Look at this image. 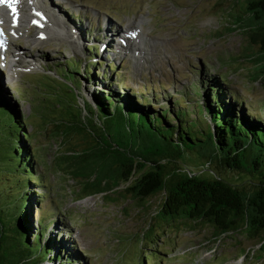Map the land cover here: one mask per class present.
Here are the masks:
<instances>
[{"label":"rangeland","instance_id":"374dc122","mask_svg":"<svg viewBox=\"0 0 264 264\" xmlns=\"http://www.w3.org/2000/svg\"><path fill=\"white\" fill-rule=\"evenodd\" d=\"M33 2L38 3L35 13L50 24L54 34L47 39L38 38L23 5L21 9L26 20L21 26L22 33L9 32L13 51L18 50L11 56L14 69L10 57L5 66L0 59V100L18 109L26 120L29 154L39 161L35 174L27 178L23 171L18 172L16 177L12 176L13 183L27 184L29 192L38 188V193H46L45 187L36 185L37 175L43 170L54 185L52 192L41 201L29 202L33 206V229L37 231L41 225L54 222L46 230L43 240L56 239V253L60 252L63 259L73 257L76 264H264V254L255 251L258 245L247 239L241 240L237 234L218 239L212 237L204 223H196L194 230L179 222L160 223L157 219L159 199H131L132 195L124 190L127 182L113 185L104 193L85 195L82 181L72 178L71 165L62 158L67 151L87 147L91 143L90 136L78 131L63 136L57 126L59 116H55V111L50 108L52 104L46 101L49 92L60 88L65 94V110L76 111L68 106L77 100L78 92V106L83 110L82 115L89 117L91 109L86 112L83 109L85 103L95 104L94 93H99L96 89L106 90L109 82H113L111 87L123 96L132 94L134 99L138 96L143 99L160 95L159 101L163 104L166 96L171 103L184 100L189 105L194 98L191 93L193 83L215 73L264 120V74H260L259 69L255 71L256 59H262V56L258 47L248 42L244 30L222 13V6L227 1L30 0L28 3L25 0L24 4L34 8ZM89 26H94V32ZM72 29L78 32V38L60 34L71 33ZM136 30L148 37L147 42L141 41L149 51L147 58L136 47L134 36L139 34L137 31L135 35ZM85 37L93 44L94 51L85 48ZM128 37L133 40L131 44H128ZM105 38L109 52L108 56L102 57V68L107 69V60L113 63L112 71L107 69L112 77L107 80L93 65H90L94 67L92 72H85L88 57L102 49ZM79 39L83 44L80 47ZM243 56H250V59ZM71 62L82 67L81 74L74 73L77 81L70 76L71 71L63 70V65ZM93 74L97 75L94 79ZM3 148L0 142V156L5 153ZM204 160L201 154L191 152L180 162L201 172ZM208 173V170L201 172L204 176ZM7 174L6 177H11ZM244 177L235 179L241 181ZM15 195L19 192L15 191ZM71 208L74 216H63ZM149 227L153 228L152 233ZM28 239L33 238L30 235ZM8 243L5 264H18L25 257V243L21 242L23 252L15 241L8 240ZM243 247L250 251L245 258L241 255Z\"/></svg>","mask_w":264,"mask_h":264},{"label":"trees","instance_id":"16d2710c","mask_svg":"<svg viewBox=\"0 0 264 264\" xmlns=\"http://www.w3.org/2000/svg\"><path fill=\"white\" fill-rule=\"evenodd\" d=\"M226 1L222 13L244 30L249 43L258 47L262 59L254 60L258 64L255 71L259 69L264 74V0ZM88 28L95 30L94 26ZM94 57H88L85 72H92L95 66L102 78L109 79L108 71H112L113 63L106 61L107 71L102 68L103 58L94 60ZM81 68L75 62L63 65V70L71 71L69 74L76 81L78 77L74 73L81 74ZM112 84L109 82L106 90L96 89L99 93H94L95 104L85 103L83 109L86 112L91 109L89 117L82 115L77 91V100L68 106L76 111H66L63 107L62 89L46 96L55 116H59V124L92 134L88 151L65 152L62 158L69 161L72 178L82 181L85 195L107 192L130 179L133 182L124 190L134 200L148 199L167 188V198L159 202L160 223L179 222L190 226V230H194L196 223H204L212 237L221 239L224 235L237 234L241 240L258 245L255 251L264 254V120L258 113H253L245 100L225 86L215 73L193 83L194 98L189 105L184 100L171 103L166 96L163 104L160 95L146 96V101L139 96L134 99L132 94L123 96ZM26 125L18 109L0 100V142L5 152L0 156V264H5L9 253L8 240L15 241L21 252L25 250L21 242L25 243V257L18 264H76L73 257L63 259L60 252L56 253V239L43 240L54 222L41 225L37 231L33 229L32 204L41 201L54 187L47 173L41 170L37 175L36 185L47 191L43 194L38 193V188L29 192L25 183H13L12 176L23 171L30 178L39 165L33 154H29ZM191 152L205 157L203 166L213 163L210 175L190 176L178 170L179 167L166 171L165 165L160 164L165 158L177 164ZM144 161L153 164V170L141 171ZM235 177L244 178L236 181ZM162 178L166 180L162 182ZM17 187L22 190H15ZM15 191L19 192L18 196ZM64 214L74 216L73 209ZM148 229L152 233L153 228ZM249 252L243 247L241 255L245 258Z\"/></svg>","mask_w":264,"mask_h":264},{"label":"water","instance_id":"95a60500","mask_svg":"<svg viewBox=\"0 0 264 264\" xmlns=\"http://www.w3.org/2000/svg\"><path fill=\"white\" fill-rule=\"evenodd\" d=\"M61 35H63V34H61ZM49 36H51V35H49ZM49 36H46V39L49 37ZM64 36V35H63ZM68 37V35H65V37ZM71 36V35H70ZM72 38V37H71ZM73 38H75L74 36H73ZM72 38V39H73ZM78 40V39H77ZM79 42V41H78ZM78 46L80 47V45H79V43H78ZM58 121V120H57ZM57 126L61 129V133H63V136H64V134L65 133H68V132H71V131H76L74 128H72V129H68L67 127H65V125H61V124H57ZM48 127V126H47ZM66 130H67V132H66ZM79 132V131H78ZM81 133H83L86 137H89L90 136V141H91V143L90 144H92V134L90 135H88L87 133H84V132H81ZM89 144V145H90ZM89 145L87 146V147H85V148H82V149H73V150H70L69 152L71 153V152H76V151H80L81 153L82 152H86V151H88L89 150ZM68 152V151H67ZM162 162L160 163L161 165H165V169H166V171H168V169H172V168H178V170H181L182 172H184V173H187L188 175H190V176H196V177H198V175L201 177V178H205L206 176H204V175H202L201 174V172H203L204 170H208L209 171V175H210V173L211 172H213V170H210L211 168V166H210V164L209 163H206L204 166H203V164L201 165L202 167L200 168V169H202L201 170V172L200 171H193V167L192 166H190L189 164H187V163H181L180 161L176 164L174 161H170V160H167L166 158L165 159H163V160H161ZM145 162V164H143L142 166H141V171H151V170H153V164H151L150 162H148V161H144ZM199 169V170H200ZM165 180H166V178H165ZM163 178H162V182L163 181H165ZM129 182H133V179H130L127 183L129 184ZM158 183H159V181H158ZM169 190H167V188H162L161 190H159V191H157V192H155V193H153V195H151L150 197L152 198V199H154V198H157V199H159V202H161L162 200H165L167 197V192H168Z\"/></svg>","mask_w":264,"mask_h":264},{"label":"bare ground","instance_id":"6f19581e","mask_svg":"<svg viewBox=\"0 0 264 264\" xmlns=\"http://www.w3.org/2000/svg\"><path fill=\"white\" fill-rule=\"evenodd\" d=\"M33 4L35 5V6H34V9H36L38 3H37V2H33ZM23 15H24V14H23ZM11 17H12V18H11L12 21H9V22L12 24L13 21H15L16 17H15L14 14L11 15ZM22 21H24V24H25V19H24V18H22ZM40 26H41V25H40ZM42 29H43L44 31H47L45 27H42ZM126 36H128V34H126ZM71 37L73 38V34L71 35ZM38 38H39V37H38ZM134 38L137 39V44H136L137 49H138L141 53H143V56H144L145 58H147L149 51H148V49H147L146 46L141 45V41L147 42L146 39H148V37L144 34V32H143V33L141 32L139 35L134 36ZM128 39H129L128 44H131V42H132L133 40L131 39V37H128ZM79 45L81 46L80 43H79ZM0 47L2 48L3 46L0 44ZM121 49H122V48H121ZM121 49L119 48V50H121ZM0 52H1V50H0ZM145 58H144V59H145Z\"/></svg>","mask_w":264,"mask_h":264},{"label":"snow or ice","instance_id":"6c2138e0","mask_svg":"<svg viewBox=\"0 0 264 264\" xmlns=\"http://www.w3.org/2000/svg\"><path fill=\"white\" fill-rule=\"evenodd\" d=\"M0 4H5L8 7L13 9V12H15V2L14 0H0Z\"/></svg>","mask_w":264,"mask_h":264}]
</instances>
